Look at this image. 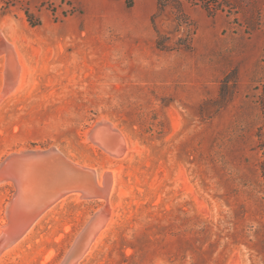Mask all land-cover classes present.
<instances>
[{"label":"rangeland","instance_id":"374dc122","mask_svg":"<svg viewBox=\"0 0 264 264\" xmlns=\"http://www.w3.org/2000/svg\"><path fill=\"white\" fill-rule=\"evenodd\" d=\"M26 1L40 26L20 5L0 16V162L54 148L115 188L58 202L0 264H60L105 207L77 264H264V0L187 8L191 49L171 52L155 47L156 0ZM101 121L119 156L88 139ZM14 190L0 184V228Z\"/></svg>","mask_w":264,"mask_h":264},{"label":"bare ground","instance_id":"6f19581e","mask_svg":"<svg viewBox=\"0 0 264 264\" xmlns=\"http://www.w3.org/2000/svg\"><path fill=\"white\" fill-rule=\"evenodd\" d=\"M21 80V79H20ZM102 122V121H101ZM102 123H107L102 122ZM109 124V123H108ZM109 131L101 133V131H97L95 133V137H91L89 135V132L87 133L88 139L92 141L94 144V147H98L101 149L104 153L108 154L109 156H119L125 147V140L121 133L118 132V130L109 124ZM107 129H105L106 131ZM108 136H111L115 139L117 142L116 150L113 148H110L109 146L102 143L103 138H109ZM40 150V149H36ZM25 149H21L16 154L21 155ZM57 153L60 155L58 157H61L65 159L66 161L72 163L69 159L62 156L60 152L57 151ZM30 162V163H29ZM29 164H24L23 167H20V171L17 173V179L16 182L7 176H1L0 175V184H11L16 190L17 193L14 197V200L12 203H8L6 206V222L3 227L0 228V240L4 241L5 247L4 251L0 249V260L6 255L9 251L11 252L12 249L16 246V244L22 240L24 237L27 236V234L30 232L31 228L42 218V216L48 211V209L55 206L58 202L66 199L67 197H72L74 200L77 201H101L105 204H108L112 200V194H111V188L113 185V191H114V176L112 172L110 171H103L100 174V178L103 173H110L112 176V183L110 186L109 194L106 199H98L94 198L93 194H90V192L87 189H81L75 186H70L66 189V193L63 195H59L60 191H50L49 186L44 182V177L46 176V173H43V164L38 166L40 163L31 162L29 160ZM45 169V167H44ZM45 174V176H44ZM100 183V182H99ZM13 205L15 206L13 208ZM106 206V205H105ZM104 208H101L99 211H102ZM104 211V210H103ZM35 214V217L33 218L32 222L29 224L27 228L23 230V232L18 236L15 237V227L18 221L21 218L20 215L22 214ZM24 216V215H23ZM105 222L100 227L89 226L84 232L82 233V252L81 256L74 260L72 264H77L78 260L81 259L88 250L96 243V241L100 238L101 234L103 233L104 229L107 226V223L109 221V218L107 216H104ZM25 219V218H24ZM10 220V221H9ZM3 252H2V251Z\"/></svg>","mask_w":264,"mask_h":264},{"label":"water","instance_id":"95a60500","mask_svg":"<svg viewBox=\"0 0 264 264\" xmlns=\"http://www.w3.org/2000/svg\"><path fill=\"white\" fill-rule=\"evenodd\" d=\"M108 128V123L96 122L90 129L89 135L91 137H95V133L101 130V133H107V131H109ZM105 129L107 130L105 131ZM108 137L109 138H103L102 143L109 146L110 148L115 149L117 146V142L111 136ZM58 156L60 155L54 148L40 150L26 149L21 155L12 153L0 162V175L10 177L16 182V179L18 178L17 173L21 169L20 167H23L24 164H27L29 160H31V162L40 163L38 166H40L41 164L44 165L43 173H46V176L44 174V182L47 184V186H49L50 191L59 190V195H63L64 193H66V189L68 187L75 186L84 190L87 189L90 194L94 195V198H107L112 183V176L110 173H103L100 178V172H97L93 167L86 166L72 160H70L72 162L70 163ZM16 193L17 190L15 189L13 197L11 198L9 203L13 202ZM14 207L15 206L13 205V208ZM105 215H109L108 207H105L104 211H97L92 215L91 219L85 225L81 233L77 236L74 244L67 252L65 258L60 264H72L75 259L82 255V233L89 226H102L105 222ZM20 216L24 217L25 219L21 218L16 224L15 237H18L23 232V230L29 226V224L35 217V214H25L24 212V214Z\"/></svg>","mask_w":264,"mask_h":264},{"label":"trees","instance_id":"16d2710c","mask_svg":"<svg viewBox=\"0 0 264 264\" xmlns=\"http://www.w3.org/2000/svg\"><path fill=\"white\" fill-rule=\"evenodd\" d=\"M39 9L44 6H51L50 0H39ZM0 16L6 15L11 7L20 5L23 8L27 22L31 26H40L41 21L39 16L30 12L26 8V0H0ZM69 5L72 7L71 1ZM187 8H200L204 10L209 16H214L218 12H223L227 8L232 11L235 8L234 0H156L155 11L151 16V23L156 33L155 47L160 51H190L192 36L194 34L193 28L189 22ZM54 12V9L52 8ZM230 13V12H228ZM259 22H260V17ZM167 22L166 33L162 32L158 27L161 22ZM169 34V35H168ZM182 36L177 38L178 35ZM191 36V37H190ZM173 39H175L173 41ZM264 64V52L261 59ZM259 102L264 107V89L259 94Z\"/></svg>","mask_w":264,"mask_h":264}]
</instances>
